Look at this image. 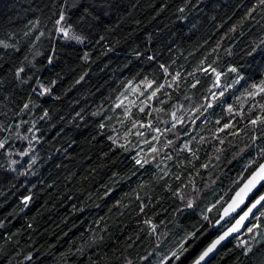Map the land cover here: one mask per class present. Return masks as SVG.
Returning a JSON list of instances; mask_svg holds the SVG:
<instances>
[{
  "label": "trees",
  "instance_id": "1",
  "mask_svg": "<svg viewBox=\"0 0 264 264\" xmlns=\"http://www.w3.org/2000/svg\"><path fill=\"white\" fill-rule=\"evenodd\" d=\"M0 41V264H191L264 160L244 97L264 80V5L0 0ZM256 224L208 264H264L259 212Z\"/></svg>",
  "mask_w": 264,
  "mask_h": 264
},
{
  "label": "snow or ice",
  "instance_id": "2",
  "mask_svg": "<svg viewBox=\"0 0 264 264\" xmlns=\"http://www.w3.org/2000/svg\"><path fill=\"white\" fill-rule=\"evenodd\" d=\"M259 3L264 5V0H259ZM255 9H253L254 11ZM60 20H63V16H61ZM60 20L57 21V24L60 23ZM59 31L64 35L68 36V32L64 28H60ZM74 39H78V37H73ZM0 43H3L0 41ZM7 47V45H5ZM161 68L164 70V72H167V68L164 67V65H161ZM203 71L207 72L208 69H203ZM229 71L236 73L238 72V69L235 67H232L229 69ZM212 72L215 73L216 80L213 84V87H220V77L222 73L216 72V70L213 68ZM179 73L176 74L175 77H173V81H175L179 77ZM243 79V77H237L235 83H240V80ZM199 81H196V84H198ZM196 84H193L192 87H196ZM171 87V83L168 85ZM164 84L156 85V87L147 95V97L143 100H140V106L138 108L139 112H145V108L149 106V102L153 100L157 96V93L164 88ZM233 87L232 84H228L226 88ZM153 88V82L149 81L145 83V90L146 89H152ZM226 88L224 90H226ZM129 89L137 95V98L143 97L145 93L143 91H140V86L137 84L135 87L132 85H129ZM224 90H221L220 95H224ZM215 96V93H213ZM121 96L122 99L119 100V102L115 105L117 108L124 107L125 113L128 114L131 112V107L135 106V101H129L128 105L124 104V100L127 99V97L124 96L122 93ZM261 97V100H256V97ZM244 97L246 100H251L252 103L249 105L248 112L251 114L252 111L259 109V114L255 118L249 119V125L252 127H256L258 125H264V80H261L258 84H252L251 90H246L244 93ZM152 111L159 112L161 109L155 108L152 109ZM227 111L229 113H232L234 111L233 107L231 105L228 106ZM151 114L150 112L148 113ZM236 115L243 116L242 111H236ZM173 117L175 118V114L173 113ZM136 122H133V127H135ZM149 128H151V122L147 125ZM246 125L245 127H247ZM140 127H145L143 123L140 124ZM175 127V125H173ZM233 127L232 124L226 123L223 125V127L220 129L223 131L225 128H231ZM264 130V129H262ZM153 131L158 132L159 129H153ZM137 135H142L143 133H136ZM233 135L238 134L237 132H233ZM156 137H154L155 139ZM255 139V137H253ZM222 143V141H221ZM0 147H3L2 144H0ZM153 152H156L157 149L153 147L151 149ZM219 151V149H218ZM258 155L262 158H264V148L259 149ZM137 163H140V161H137ZM252 164H256V167L253 168L252 172L248 176V178L244 181L243 185L239 188V190L235 193L234 197L231 200V203L228 204L226 208L223 210V216L228 217L233 212H235L238 208H240L241 205L245 204L247 201V207L242 212V214L239 216V219L236 220L235 225H233L231 228H229L227 231L223 232L217 239L213 240L206 248H204L203 251L200 252L199 256L194 260L193 264H202L203 261L206 260L210 256L211 253L216 249V247L225 240L229 235H231L233 232H238L240 230V226H242L243 222L251 215L253 214V210L257 209L259 211L260 216H264V162L257 163L256 160H252L249 163V166ZM206 167V165H205ZM253 193H255L253 195ZM252 196V199L249 201L248 197ZM259 206V207H258ZM258 219V217H256ZM204 220H208L209 218L207 216L203 217ZM217 224H219V221H217ZM215 227V225H214ZM259 227L258 224L253 225L251 227L247 228V232L251 233L254 231L255 228ZM199 237L197 236V232L194 230L188 237V239H192L193 242H195L196 239ZM246 244L247 242H243ZM183 251H187V249L184 248V243H181L180 248L177 249L176 252H173L172 255L176 257V259H179V254H182ZM248 251H251V248H248Z\"/></svg>",
  "mask_w": 264,
  "mask_h": 264
},
{
  "label": "water",
  "instance_id": "3",
  "mask_svg": "<svg viewBox=\"0 0 264 264\" xmlns=\"http://www.w3.org/2000/svg\"><path fill=\"white\" fill-rule=\"evenodd\" d=\"M264 162V160L262 161ZM248 178V177H247ZM246 178V179H247ZM245 179V180H246ZM244 180V181H245ZM243 181V183H244ZM243 183L236 189V191L234 192V194L232 195V197L230 198V200L224 205V207L222 208L221 212H220V216L219 218L216 220V222L213 225V231L214 232H218L217 236L213 239H217L223 232L227 231L229 228H231L233 225H235V222L237 219H239V216L242 214V212L245 210V208L247 207V201L245 204L241 205L240 208H238L235 212H233L230 216L228 217H224L223 216V210L224 208H226L228 206L229 203H231L232 198L234 197L235 193L239 190V188L243 185ZM255 193H253L254 195ZM252 199V196L250 195L248 197V200L250 201ZM259 207V206H258ZM259 211L257 209L253 210V214H251L242 224V226H240V230L238 232H233L231 235H229L225 240H223L217 247L216 249L213 251V253L210 254V256L208 258H206L205 261L202 262V264H208L213 258L214 256L220 251V249L226 245L227 243H229L230 241H232L234 238H237L239 236H241L246 229L248 228L251 220L253 219V217L258 213ZM217 221H219V224H217ZM212 240V241H213ZM211 241V242H212ZM199 256V255H198ZM197 256V257H198ZM194 262V261H193ZM193 262L191 264H193Z\"/></svg>",
  "mask_w": 264,
  "mask_h": 264
}]
</instances>
